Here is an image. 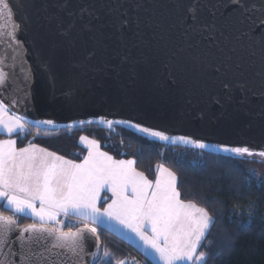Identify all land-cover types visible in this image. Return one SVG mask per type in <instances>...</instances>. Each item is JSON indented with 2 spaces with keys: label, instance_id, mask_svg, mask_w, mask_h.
<instances>
[{
  "label": "water",
  "instance_id": "water-1",
  "mask_svg": "<svg viewBox=\"0 0 264 264\" xmlns=\"http://www.w3.org/2000/svg\"><path fill=\"white\" fill-rule=\"evenodd\" d=\"M0 106L264 162V0H0ZM90 224L0 212V264H97Z\"/></svg>",
  "mask_w": 264,
  "mask_h": 264
},
{
  "label": "rangeland",
  "instance_id": "rangeland-1",
  "mask_svg": "<svg viewBox=\"0 0 264 264\" xmlns=\"http://www.w3.org/2000/svg\"><path fill=\"white\" fill-rule=\"evenodd\" d=\"M36 132L0 106V198L10 200L13 216H27L57 230L82 222L105 227L155 264L203 262L198 247L211 219L204 209L179 199L173 172L157 165V179L151 181L135 169L133 160L115 161L85 136L80 144L87 152L79 161L52 159V153L34 143L17 147V135L32 137ZM250 167L254 177H264V165ZM22 195L39 207H55L61 216L41 209L20 214ZM3 208L9 209L5 202Z\"/></svg>",
  "mask_w": 264,
  "mask_h": 264
},
{
  "label": "trees",
  "instance_id": "trees-1",
  "mask_svg": "<svg viewBox=\"0 0 264 264\" xmlns=\"http://www.w3.org/2000/svg\"><path fill=\"white\" fill-rule=\"evenodd\" d=\"M35 129L40 132L32 137L20 134L15 137L18 148L34 143L61 158L79 161L87 152L80 144L85 136L96 141L101 152L115 161L133 160L135 169L151 181L157 179L156 166H164L177 178L179 199L204 209L211 219L198 247V253L204 256L200 264H264V177L258 179L249 172L253 163H264L169 146L119 127ZM3 203L0 199V212L13 216L12 211L3 208ZM13 217L18 224L34 222L27 216ZM82 224L65 226L64 230ZM97 233L103 245V255L97 264H118L135 258L155 264L135 245L109 229L98 226Z\"/></svg>",
  "mask_w": 264,
  "mask_h": 264
},
{
  "label": "crops",
  "instance_id": "crops-1",
  "mask_svg": "<svg viewBox=\"0 0 264 264\" xmlns=\"http://www.w3.org/2000/svg\"><path fill=\"white\" fill-rule=\"evenodd\" d=\"M52 155H53L52 159L53 158H61L55 154H52ZM62 159H65V158H62ZM5 172H7V171H5ZM0 199L4 200V198H0ZM18 199H19V203L17 205V208H18V211L20 212V214L29 215L30 212L37 210V209H41L43 211H48L49 213L55 214V215H57V217L61 216L60 213L54 212L56 210L55 207L45 205V204H43L41 207H39L38 203L29 196H23L22 195ZM4 201H5L6 206L9 209H11V204L9 205L10 200L8 198H6ZM52 219H54L53 215H52ZM55 222H59V224H60V223H62V220L60 218L59 219L56 218ZM92 226L98 227V225H96V224H93Z\"/></svg>",
  "mask_w": 264,
  "mask_h": 264
},
{
  "label": "built area",
  "instance_id": "built-area-1",
  "mask_svg": "<svg viewBox=\"0 0 264 264\" xmlns=\"http://www.w3.org/2000/svg\"><path fill=\"white\" fill-rule=\"evenodd\" d=\"M118 264H146V261L142 258L126 259Z\"/></svg>",
  "mask_w": 264,
  "mask_h": 264
},
{
  "label": "flooded vegetation",
  "instance_id": "flooded-vegetation-1",
  "mask_svg": "<svg viewBox=\"0 0 264 264\" xmlns=\"http://www.w3.org/2000/svg\"><path fill=\"white\" fill-rule=\"evenodd\" d=\"M4 201V200H3ZM5 202V201H4ZM8 210H10V209H8ZM11 211V210H10ZM83 223V222H82ZM85 224V223H84ZM91 225V224H90ZM92 226V225H91Z\"/></svg>",
  "mask_w": 264,
  "mask_h": 264
}]
</instances>
